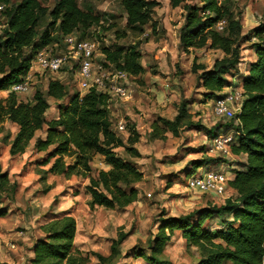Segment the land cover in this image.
<instances>
[{
  "label": "trees",
  "instance_id": "trees-1",
  "mask_svg": "<svg viewBox=\"0 0 264 264\" xmlns=\"http://www.w3.org/2000/svg\"><path fill=\"white\" fill-rule=\"evenodd\" d=\"M184 1L171 0V3L177 7ZM198 2L183 5L185 22L179 30V47L184 51L208 47L223 52L210 68L196 62L193 65L195 72L200 71V83L208 99L225 95L224 89L233 85L228 76L241 73L245 43L256 40L248 46L257 59L248 63L246 75L240 77L244 96L242 107L230 123L217 126L225 133L237 132L230 148L232 154L245 156V161L238 163L234 178L229 180L235 196L231 195L221 205H209L185 215H163L148 246L139 247L134 256L149 264H175L164 257V248L175 232L180 231L188 245L199 247L198 264H264V20L246 36L241 15L230 9L227 0ZM121 3L127 29L143 31L151 24L153 31L158 33L159 22L154 18L159 4L156 0H121ZM0 6V26L4 25L0 34V91H8L7 97L0 98V126L7 120L19 126L10 141V154L25 153L36 133L47 126L45 137H37L34 142L37 151L47 152L40 164H50L42 170L40 180L43 183L47 184L49 175L88 178L84 189L91 196V208L125 209L136 202L140 195L136 184L143 180L144 172L137 162L125 158L116 149L123 147L132 158H141V133L132 121L127 122L129 134L126 138L113 129L108 94L94 88L83 96L77 91L67 103L60 104L58 117L48 120L46 114L51 107L48 98L61 100L69 95L63 81L50 79L46 92L37 89L27 101L10 90L29 71L40 49L62 41L69 33L85 38L92 27L100 25L106 13H100L91 5L81 8L78 0H56L52 9L41 0H0ZM46 15L50 21L39 34L40 20ZM222 20L226 24L220 30L218 23ZM101 50L116 69L134 76L145 71L139 43L127 48L102 46ZM193 124L189 108L183 101L173 119L160 116L152 123L150 136L164 140L169 131L179 136L181 128ZM217 127L207 129L208 135L215 138ZM97 154L103 156L110 168H102L93 175L92 161ZM222 161L206 157L195 162L188 171L195 173L196 167ZM18 188V181L11 180L0 164V218L8 214L4 199L14 198ZM50 188V184L45 185L44 192ZM216 217L220 218V225L210 226L208 223ZM41 229L45 236L34 244L32 264H87L91 255L96 256L100 264H117L125 256L121 245L129 236V232L121 231L111 244L110 254L104 255L85 252L75 245L77 222L72 215L55 217L42 224Z\"/></svg>",
  "mask_w": 264,
  "mask_h": 264
},
{
  "label": "rangeland",
  "instance_id": "rangeland-1",
  "mask_svg": "<svg viewBox=\"0 0 264 264\" xmlns=\"http://www.w3.org/2000/svg\"><path fill=\"white\" fill-rule=\"evenodd\" d=\"M78 1L81 8L86 9L91 5L100 13H106L100 25L92 27L86 36L99 40V51L102 46L114 49L116 45L127 48L135 43L140 44L141 62L145 71L130 79L135 97L130 100L113 99L110 103L112 127L120 136L126 138L129 134L127 129L120 131L117 127L118 121L122 119L126 123L134 122L141 133V158H132L123 147L116 149L125 158L136 161L144 172L143 180L136 184L140 190L139 200L125 209L100 206L91 208L90 195L85 193L84 189L89 179L80 176L66 179L59 175H49L47 184H50L51 188L44 192L47 184L40 178L42 170L49 168L50 164H40L47 152L37 151L34 142L37 137H45L47 126L36 133L25 153L13 156L9 151L10 141L19 126L7 120L0 126V164L4 171H8L11 180L18 181L19 188L14 198L4 199L8 214L0 218V263L13 264L9 261L14 260L21 264H32L34 244L38 238L45 236L41 225L55 217L69 214L78 219L75 239L81 250L108 255L110 246L119 233L129 232V236L121 245L125 257L117 264H149L134 254L139 247L148 246V240L157 232L160 217L185 215L203 206L221 205L227 199L219 197L211 200L210 194L190 189L187 179L194 173H190L188 169L206 157L221 158V163L226 166L238 164L243 159L242 155L226 156L215 149L214 138L207 133V129L231 121L213 114L214 99L207 98L206 89L200 83V71L193 70L194 62L211 67L217 52L208 47L187 51L179 47V30L185 22L186 10L183 5L185 2L199 3V0H185L177 7L172 6L171 0H156L159 4L155 8L154 18L159 22L158 33L153 31L151 24L146 25L143 31L127 29L121 0ZM41 2L52 9L56 0ZM227 3L235 14L241 15L243 35L248 36V32L264 20V0H227ZM49 21L48 15L40 20L39 34ZM3 29L2 24L0 34ZM98 29L101 34L97 32ZM252 41L245 43L242 70L246 69L253 54L248 46ZM54 44L65 51L62 41ZM235 74L238 82L233 88L241 90V75L238 72ZM36 77L31 90L28 93H19V98L31 100L37 89L46 92L50 79H59L68 86L69 95L60 101L49 97L51 107L46 114L48 120L58 117L60 104L67 103L70 96L79 91L76 73L70 65H66L58 73L45 72L43 75L36 74ZM228 78L232 79V76L229 75ZM4 96V93H0V97ZM183 101L189 108L194 124L181 128L179 136H174L169 131L164 140L152 139L150 135L153 121L158 116L173 119ZM230 132L232 131L228 133ZM217 133L223 131L217 127ZM103 164L105 166L103 156L95 155L92 174L97 175ZM212 164L216 163L196 167V171L200 172L201 167ZM220 221V218L216 217L208 224L215 227L220 225ZM10 242L15 246H10ZM148 250L146 251L149 252ZM164 257L175 264H198L201 255L198 246L188 245L182 233L176 232L164 248ZM87 264L100 263L96 256L91 255Z\"/></svg>",
  "mask_w": 264,
  "mask_h": 264
},
{
  "label": "built area",
  "instance_id": "built-area-1",
  "mask_svg": "<svg viewBox=\"0 0 264 264\" xmlns=\"http://www.w3.org/2000/svg\"><path fill=\"white\" fill-rule=\"evenodd\" d=\"M2 6H0V9ZM226 24L225 20L218 23L221 30ZM101 34V30L97 31ZM63 47L46 45L34 56L29 71L22 80L10 87L11 91L28 93L31 90L36 74L43 75L45 72L58 73L64 66L70 65L76 73L79 83V93L83 96L91 89L109 95V101L113 99L130 100L134 91L130 85V79L135 76L125 70L114 68L107 60V56L99 51V40L93 37L80 38L74 33L64 35ZM36 77V78H35ZM226 89V90H225ZM223 97L214 100L213 114L219 118L230 120L240 111L244 100L243 91L234 88H225ZM118 129L126 131L125 120L118 121ZM234 133H218L214 138L215 149L224 155H232L230 144L233 142ZM200 172H195L187 179V186L193 191L214 194L218 197H230L229 174L231 169L223 163L201 167Z\"/></svg>",
  "mask_w": 264,
  "mask_h": 264
},
{
  "label": "crops",
  "instance_id": "crops-1",
  "mask_svg": "<svg viewBox=\"0 0 264 264\" xmlns=\"http://www.w3.org/2000/svg\"><path fill=\"white\" fill-rule=\"evenodd\" d=\"M258 24V23H257ZM211 49V48H210ZM190 50H192V49H190ZM211 50H213L214 52H217V56L215 57V59H214V62H215V60L217 59V58H221L222 56H223V52L221 51V50H218V49H211ZM257 59V55L255 54V53H253L252 55H251V57H250V61H254V60H256ZM250 61H248V63L250 62ZM246 63V62H245ZM214 64V63H213ZM213 66V65H212ZM211 66V67H212ZM210 68V67H209ZM246 73H247V67H246V69H244V70H242L241 69V73H239V75H246ZM233 75H237V74H233ZM232 81H233V85L234 84H237V82L238 81H236L237 79H236V77L235 76H232V79H231ZM240 81V80H239ZM233 85L232 86H230L231 88H233ZM239 85H240V88H241V81L239 82ZM230 87H227V88H230ZM226 90V89H225ZM0 93H4L5 94V96L4 97H0V98H5V97H7V95H8V91H0ZM135 97V96H134ZM133 97V98H134ZM59 101H60V99H58ZM112 101V100H111ZM111 101H110V103H111ZM111 109V108H110ZM158 117H160V116H158ZM157 117V118H158ZM156 118V119H157ZM155 119V120H156ZM154 120V121H155ZM135 121V120H134ZM153 121V122H154ZM240 161H245V156H243V159H241ZM136 162V161H135ZM103 169H109L110 168V165H108V164H106L105 163V166H104V164H103V167H102ZM227 168H229V169H231L232 170V172L229 174V180H231V179H233L234 178V176H235V169L236 168H239V166H238V164H228V166H227ZM8 172V171H7ZM138 187V186H137ZM139 188V187H138ZM211 195V194H210ZM230 195H232V196H235L236 195V191L234 190V189H232V188H230ZM211 197H212V199L211 200H213V199H217V198H219L218 196H216V195H214V194H212L211 195ZM90 199H91V196H90ZM90 199H89V201H90ZM139 200V199H138ZM137 200V201H138ZM96 207H99V206H96ZM204 207V206H203ZM76 220H78V219H76ZM78 223V226H79V222H77ZM176 232H180V231H176ZM175 232V233H176ZM77 237V236H76ZM77 239V238H76ZM76 239H75V245L77 244L76 243ZM9 245L10 246H15V244H13L12 242H10L9 243ZM77 246V245H76ZM78 247V246H77ZM110 248H111V246H110ZM110 252H111V250H110ZM110 252L108 253V255L110 254ZM123 253V252H122ZM105 255H107V254H105ZM123 255H124V253H123ZM31 257L33 258L34 257V250L32 251V255H31ZM125 257V256H124ZM31 258V259H32ZM123 258V257H122ZM143 259V258H142ZM9 262H11V263H13V264H21V262H15L14 260L13 261H9ZM5 264H7V263H5Z\"/></svg>",
  "mask_w": 264,
  "mask_h": 264
}]
</instances>
